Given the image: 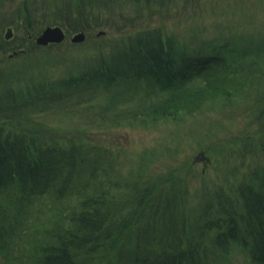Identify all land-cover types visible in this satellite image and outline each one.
Instances as JSON below:
<instances>
[{
    "label": "trees",
    "instance_id": "1",
    "mask_svg": "<svg viewBox=\"0 0 264 264\" xmlns=\"http://www.w3.org/2000/svg\"><path fill=\"white\" fill-rule=\"evenodd\" d=\"M200 2L0 0V264H220L230 251L264 264V36L167 29L172 9ZM46 25L88 39L38 45ZM7 26L23 29L6 39ZM246 83L259 90L249 107L255 125L227 152L256 162L200 191L191 210L172 174L123 177L112 150L38 119L100 95L106 109L123 106L115 114L125 124L153 122L229 103Z\"/></svg>",
    "mask_w": 264,
    "mask_h": 264
},
{
    "label": "rangeland",
    "instance_id": "2",
    "mask_svg": "<svg viewBox=\"0 0 264 264\" xmlns=\"http://www.w3.org/2000/svg\"><path fill=\"white\" fill-rule=\"evenodd\" d=\"M199 4V9L191 6L183 11L172 9V14L162 19L163 23L180 36H188L192 26H205L204 39L216 33L217 28L224 33L248 30L264 36V0H202ZM52 5L53 2L51 8ZM159 22L162 21H156ZM9 27L12 34H19L23 29ZM102 30L107 34L109 29L104 27ZM85 32L88 39V31ZM71 34L67 32V35ZM69 36L62 42L63 48L69 46ZM192 78L194 82L202 80L203 76L194 75ZM250 86L242 84L241 95H233L229 103L209 101L193 112L153 122L125 124L124 119H116L115 114L123 106L106 109L100 95L95 97L92 105H81L66 113L50 112L38 116V119L55 134L74 139L80 137L88 144L112 150L115 173L119 172L123 177L135 175L137 170L143 173L144 180L172 174L181 181V188L186 189L180 196L183 207L191 210L197 204L200 191L208 188L212 192L225 178L236 181L256 162L254 158L246 156L241 159L236 153L227 152L237 147L234 144L236 136L240 137L255 125L250 126L252 114H249V107L254 100L252 96L259 90ZM200 150L208 156L205 164L195 161ZM64 203L73 205L75 198H67ZM243 261L241 253L230 251L220 264H242Z\"/></svg>",
    "mask_w": 264,
    "mask_h": 264
},
{
    "label": "water",
    "instance_id": "3",
    "mask_svg": "<svg viewBox=\"0 0 264 264\" xmlns=\"http://www.w3.org/2000/svg\"><path fill=\"white\" fill-rule=\"evenodd\" d=\"M103 31H99L97 34H102ZM12 36V31L10 28L7 29L5 33L6 38H10ZM65 31L64 29L59 25H53V26H46L36 37V43L40 45H47L48 43H59L62 42L65 39ZM85 39V32L83 30H80L73 35H71L70 40L72 42H82ZM207 157L204 154V151H200L198 155L195 157V161H203L206 162Z\"/></svg>",
    "mask_w": 264,
    "mask_h": 264
}]
</instances>
